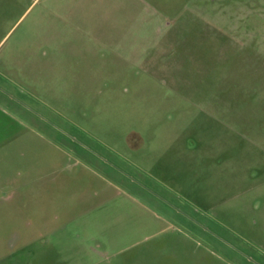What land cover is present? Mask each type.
<instances>
[{"label":"rangeland","instance_id":"1","mask_svg":"<svg viewBox=\"0 0 264 264\" xmlns=\"http://www.w3.org/2000/svg\"><path fill=\"white\" fill-rule=\"evenodd\" d=\"M0 264H264V0H0Z\"/></svg>","mask_w":264,"mask_h":264},{"label":"flooded vegetation","instance_id":"2","mask_svg":"<svg viewBox=\"0 0 264 264\" xmlns=\"http://www.w3.org/2000/svg\"><path fill=\"white\" fill-rule=\"evenodd\" d=\"M127 142L129 144V147L133 148V149H136V148H139L141 146V143H142V139L140 137L139 134L137 133H131L128 135L127 137ZM95 158H97L98 160H101L103 163H106V161H104L102 158L96 156L95 153H91ZM107 164V163H106Z\"/></svg>","mask_w":264,"mask_h":264}]
</instances>
